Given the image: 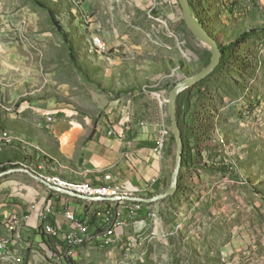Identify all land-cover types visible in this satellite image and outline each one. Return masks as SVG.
<instances>
[{"label": "rangeland", "instance_id": "obj_1", "mask_svg": "<svg viewBox=\"0 0 264 264\" xmlns=\"http://www.w3.org/2000/svg\"><path fill=\"white\" fill-rule=\"evenodd\" d=\"M41 1L54 17L34 0H0V111L42 101L93 119L138 105L154 117L178 75L211 61L212 49L185 23L179 0ZM190 3L225 50L215 70L182 98V115L188 109L196 124L205 120L226 131L219 144L204 136L194 145L198 159L204 151L226 157L200 158L217 183L211 203L196 205L201 193L184 209L191 218L178 223L184 212L179 195L164 199L152 206L151 218L160 214L172 228L137 224L133 231L130 224L128 234L102 242L95 224L89 239L71 243L61 255L53 239L62 240L61 233L54 227L58 235H52L53 225L40 220L39 236L0 264H264V6L260 0ZM163 107L168 111L167 102ZM30 141L40 142L36 136ZM4 193L2 187L0 197Z\"/></svg>", "mask_w": 264, "mask_h": 264}, {"label": "crops", "instance_id": "obj_2", "mask_svg": "<svg viewBox=\"0 0 264 264\" xmlns=\"http://www.w3.org/2000/svg\"><path fill=\"white\" fill-rule=\"evenodd\" d=\"M260 1L264 6V0ZM159 100L160 107L157 105L154 117L151 108L138 105L132 109H113L108 116L93 119L75 110L42 101H24L15 111H0V135L7 132L15 137L12 141H0V167H17L12 166L14 162L27 161L39 173L92 184L104 182L103 175L110 172L124 185L140 189L138 194L163 191L171 184L177 144L171 137L169 113L163 107L167 99L162 95ZM191 118L189 115L186 117L189 126L186 137L191 142L194 157H197V147L194 146L197 137L214 136V141L219 144L226 131L221 127L214 128L215 123H206L205 120L196 124ZM50 119L54 122L48 128L46 121ZM162 127L168 129V137L163 149L159 150L160 137L157 142V135ZM33 136L40 140L38 144L30 141ZM206 153L204 151L200 157L205 161L226 159L222 155L209 157ZM200 158L185 162L180 175L181 187L169 197L179 195L183 211L190 209L201 193L205 197H200L196 205L203 208L206 202L211 203L210 192L217 185ZM0 180V190L3 187L5 191L0 197V263L15 259L27 249L29 237H34V234L39 236L40 217L45 211H48L46 222L58 228L59 233L73 227L65 216L67 209L74 210L77 217H87L89 232L92 233V230H97L95 224L102 225V215L98 213L102 207L116 209L120 204L121 208H134L131 203L118 200L90 201L63 193L24 172L8 173ZM209 188L210 191L207 190ZM220 188L224 187L221 185ZM155 204L158 203L149 206L142 203L141 208H135H143L146 211L144 217H138L137 213L128 216L126 211L120 218L127 217V224H143L154 231L172 228L174 224L167 227L160 214L151 218L150 209ZM180 214L176 220L178 223H185L191 218V214L186 216L185 211ZM129 232L127 227L110 239L114 241ZM108 236H112V231ZM4 239L8 242L6 248H1Z\"/></svg>", "mask_w": 264, "mask_h": 264}, {"label": "water", "instance_id": "obj_3", "mask_svg": "<svg viewBox=\"0 0 264 264\" xmlns=\"http://www.w3.org/2000/svg\"><path fill=\"white\" fill-rule=\"evenodd\" d=\"M179 2L182 7L183 18L185 23L194 33H196L206 44L210 46L213 55L209 64L202 70L194 74L188 73L182 76L178 75L177 82L175 83V85L173 86V88L169 93L168 101H167L168 111L170 115L173 134L175 135L176 138L177 150L175 157V165L171 177V184L167 189L160 192L152 193L150 195L133 193L126 195L124 197L108 196V195L93 196V195H87L69 189L61 188L53 184L52 182L48 181L45 177H43L39 173L24 166L11 167L6 170H2L0 171V177L12 172H24L55 190L90 201H108V200L116 201L120 199H127L130 201H136L145 204H153V203H158L164 199H167L175 195L179 190L180 175L182 171L184 152H185V140L183 135V129L180 125L179 116H178V97L185 89L200 82L201 80L206 78L212 71H214L215 68L220 64L223 55L222 47L220 46L218 38L203 23H201L196 18V16L192 11L190 0H179Z\"/></svg>", "mask_w": 264, "mask_h": 264}, {"label": "built area", "instance_id": "obj_4", "mask_svg": "<svg viewBox=\"0 0 264 264\" xmlns=\"http://www.w3.org/2000/svg\"><path fill=\"white\" fill-rule=\"evenodd\" d=\"M98 41L101 44L102 50H106V44L103 41V39L99 36H97ZM54 119H50L46 121V126L48 128H51L53 125ZM141 124H144L143 120L139 121ZM161 136V131L159 129L158 135H157V142L159 140V137ZM48 180V178H46ZM113 181L117 182L119 179L118 177L114 176ZM129 182V181H128ZM67 189L81 192V193H87L93 196H102V195H108V196H126L129 194H106V188H92V190H83L81 188H75V187H67ZM126 211H128V216L131 214L138 213L139 210H136L132 207H122V208H116V209H107L106 207H102L99 209L98 213L102 215V225H101V231L98 234V238L105 242L109 237H114L117 233L120 231H123V229H126L129 227V224H127V217L120 218L122 214H124ZM47 214L48 211H45L41 217L40 220H47ZM66 218L73 224V227L65 232L61 233V237L63 240L67 243V245H70L72 241H81L83 239H89L90 232H89V223L87 217H77L74 210L67 209L65 211ZM132 229L137 228L136 225H131ZM53 227H55L53 225ZM104 228H112V236H104ZM59 230V229H58ZM43 232L47 233V230H42ZM7 240H2V247L6 248Z\"/></svg>", "mask_w": 264, "mask_h": 264}, {"label": "bare ground", "instance_id": "obj_5", "mask_svg": "<svg viewBox=\"0 0 264 264\" xmlns=\"http://www.w3.org/2000/svg\"><path fill=\"white\" fill-rule=\"evenodd\" d=\"M95 42L97 44H100V42L98 41L97 38L95 39ZM167 101H168V99H167ZM160 131H161V136H160L159 150H162L165 143H166V139L168 137V129L166 127H162L160 129ZM14 139H15L14 135H11L7 132H4L2 135H0V141H4V140L5 141H12ZM13 165L24 166V167H28V168L32 169L30 164L27 161L14 162ZM32 170L35 171L34 169H32ZM35 172H37V171H35ZM37 173H39V172H37ZM39 174L45 178H48V181L52 182L53 184H55L61 188H65V189H67V187L81 188L83 190H92V188H106V194H133V193H137L140 191V189H138V188L124 185L123 183L120 182L119 179L117 180V182L113 181V179H111V178H113L114 175L110 172L103 175L105 181L101 182L99 184H92V183L87 182V181H75V180L59 179L57 177L48 175L47 173L46 174L45 173H39ZM79 193H81V192H79ZM83 194H87V193H83ZM87 195H90V194H87ZM121 197H124V196H121ZM118 201L128 204V201H130V200L120 199ZM132 206L136 209H139V208H141L142 203L134 201ZM151 214L152 213H149V215H151ZM48 229L53 234H58V230L55 229L54 227H49ZM109 233H110V231H105L104 236H108ZM85 240L86 239H83L81 241H72L71 243H74V242L79 243V242H82Z\"/></svg>", "mask_w": 264, "mask_h": 264}, {"label": "trees", "instance_id": "obj_6", "mask_svg": "<svg viewBox=\"0 0 264 264\" xmlns=\"http://www.w3.org/2000/svg\"><path fill=\"white\" fill-rule=\"evenodd\" d=\"M34 2H36L37 4H39L40 6H42L43 8L48 9V11L52 15V17H54V11L49 7V5H47V3H45L44 1H41V0H34ZM191 7H192V9H194V11H197L196 10V7L193 4H191ZM53 20H54L55 23L59 24V22L57 20H55L54 18H53ZM247 35H249V32L248 31H246L244 33V35L241 36V37H244V36H247ZM222 52L225 53V50L223 48H222ZM174 85L175 84H173V86ZM188 90L189 89L185 90L184 92H186ZM184 92H182L179 95V97H178V116H179L180 125H181V127L183 129V135H184V140H185V152H184L183 166H184L185 162L194 161V158L196 159V161L199 160L198 159V156L197 157H194V155H193V153L191 151L192 150V145L190 144L191 142L189 140H187V137H186L185 132H184L185 131V124L187 122L186 121V117L189 115V116L192 117L191 119L193 120V116H194V113H195V112H193L192 114H189L188 109H187V111L185 112V114L183 112V115H182V108H183L182 98H183ZM193 98H194V95H189V97L187 98V101H188L187 102L188 103L187 106L192 107L194 105L193 104ZM171 137L176 142V138H175V135L173 134L172 127H171ZM196 141L197 140L195 139L194 145H195ZM197 164H199V162H197ZM223 168H225V167H223ZM6 169H8V166H2V167H0V171L6 170ZM180 187L181 186L179 185V188ZM129 203L133 204L134 202L131 201V202H128V204ZM143 204H144V206L151 205V204H145V203H143ZM137 215H138V217H144V216H146V211L142 208V209H140L138 211ZM42 234L46 235L45 232H43ZM52 235H58V234H52ZM53 239H54V243H55V245L57 247V252L60 255L63 254V248H66V247H69V246L67 245V243L63 239L61 240L58 237H53Z\"/></svg>", "mask_w": 264, "mask_h": 264}]
</instances>
